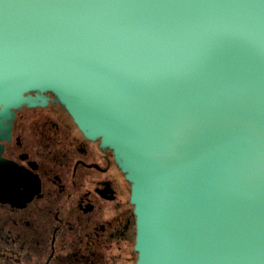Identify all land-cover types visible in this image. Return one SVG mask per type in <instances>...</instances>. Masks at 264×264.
I'll list each match as a JSON object with an SVG mask.
<instances>
[{
  "label": "water",
  "instance_id": "1",
  "mask_svg": "<svg viewBox=\"0 0 264 264\" xmlns=\"http://www.w3.org/2000/svg\"><path fill=\"white\" fill-rule=\"evenodd\" d=\"M47 93L131 183L136 264H264V0H0V120Z\"/></svg>",
  "mask_w": 264,
  "mask_h": 264
},
{
  "label": "flooded vegetation",
  "instance_id": "2",
  "mask_svg": "<svg viewBox=\"0 0 264 264\" xmlns=\"http://www.w3.org/2000/svg\"><path fill=\"white\" fill-rule=\"evenodd\" d=\"M46 96L0 120V264H136L131 183Z\"/></svg>",
  "mask_w": 264,
  "mask_h": 264
}]
</instances>
